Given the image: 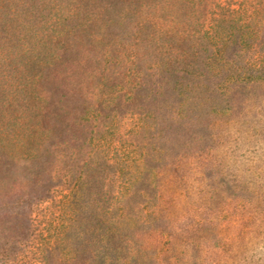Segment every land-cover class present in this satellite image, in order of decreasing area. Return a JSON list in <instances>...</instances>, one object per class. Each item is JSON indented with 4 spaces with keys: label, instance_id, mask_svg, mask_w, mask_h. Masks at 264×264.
<instances>
[{
    "label": "rangeland",
    "instance_id": "1",
    "mask_svg": "<svg viewBox=\"0 0 264 264\" xmlns=\"http://www.w3.org/2000/svg\"><path fill=\"white\" fill-rule=\"evenodd\" d=\"M1 2L0 264H264L259 0Z\"/></svg>",
    "mask_w": 264,
    "mask_h": 264
},
{
    "label": "trees",
    "instance_id": "2",
    "mask_svg": "<svg viewBox=\"0 0 264 264\" xmlns=\"http://www.w3.org/2000/svg\"><path fill=\"white\" fill-rule=\"evenodd\" d=\"M2 0H0V8H1V2ZM169 1V7L171 9V11L177 9V5H179L181 0H168ZM201 0H188L189 3H197ZM155 7V6H154ZM152 7V9L154 8ZM145 8L147 9V11H149V5H145ZM155 11V9H153ZM161 10V9H160ZM159 10V11H160ZM249 15H251L250 17H248L246 20H244V22H241L242 26H247L248 24L250 25V23L247 24V21L252 22V27L255 28H264V0H259V2L256 4V10L252 11ZM171 22H173V20L171 19ZM155 23V22H153ZM156 24V23H155ZM212 27H214V24H211ZM172 25L169 26L168 29H164L162 31V35L165 36H172L174 37L175 35L172 33ZM222 41H228L226 40V38H220ZM2 55V54H1ZM1 115V114H0ZM13 125H1L0 126V143H4L5 139H7L9 136L15 135L13 134V131L11 130Z\"/></svg>",
    "mask_w": 264,
    "mask_h": 264
}]
</instances>
